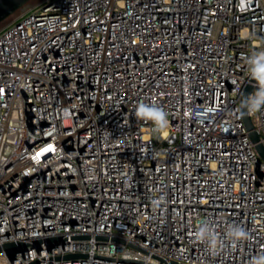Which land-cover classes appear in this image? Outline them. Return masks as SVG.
<instances>
[{"label": "built area", "instance_id": "built-area-1", "mask_svg": "<svg viewBox=\"0 0 264 264\" xmlns=\"http://www.w3.org/2000/svg\"><path fill=\"white\" fill-rule=\"evenodd\" d=\"M261 51L264 0H41L0 28V246L29 243L0 264H253L264 160L240 100Z\"/></svg>", "mask_w": 264, "mask_h": 264}, {"label": "clouds", "instance_id": "clouds-1", "mask_svg": "<svg viewBox=\"0 0 264 264\" xmlns=\"http://www.w3.org/2000/svg\"><path fill=\"white\" fill-rule=\"evenodd\" d=\"M247 66L250 79L255 81L256 90L246 97L244 108L249 113H255L264 109V51L250 55L247 58ZM135 116L138 120L151 122L155 131H162L166 127V113L155 104L140 102L136 107ZM245 236L244 229L239 226H232L227 232V237L233 242ZM196 239L206 242L211 249L217 247V239L207 225L198 230ZM253 264H264V255L254 258Z\"/></svg>", "mask_w": 264, "mask_h": 264}, {"label": "water", "instance_id": "water-1", "mask_svg": "<svg viewBox=\"0 0 264 264\" xmlns=\"http://www.w3.org/2000/svg\"><path fill=\"white\" fill-rule=\"evenodd\" d=\"M30 0H0V25L2 24V22H4L7 18H9L11 15H13L16 11H18L19 9H23L25 8V6L27 5V3ZM255 88V81L250 79V81L244 86L243 91H242V95H241V100H240V109H241V114H242V119L244 122V125L248 131V134L252 140L253 143H255V149L258 153L259 159L264 160V141H261V136L259 134V132L256 130L253 120L249 114V112L244 108V101L246 99V97L249 96V94H251V92L253 91V89ZM87 237V236H84ZM99 238L101 239H108V236H99ZM113 240L116 241H121L123 242V238L117 237V236H113L111 237ZM41 240L37 239L35 240V243H40ZM29 243L28 242H20L19 244L16 243H5L2 246H0V251L2 249H6L9 250L11 253L18 249L17 247H25L27 246ZM80 256V254H69L67 255V257L70 258H75ZM161 262H164L163 258H160ZM170 264H185L182 262H178L175 260H171Z\"/></svg>", "mask_w": 264, "mask_h": 264}, {"label": "rangeland", "instance_id": "rangeland-1", "mask_svg": "<svg viewBox=\"0 0 264 264\" xmlns=\"http://www.w3.org/2000/svg\"><path fill=\"white\" fill-rule=\"evenodd\" d=\"M39 1H41V0H30L27 3V5L25 6V8L19 9L13 15H11L9 18H7L4 22H2V24L0 25V28H2L4 25H6L8 22H10L16 15L20 14L22 11L28 9L30 6H33L34 4L38 3Z\"/></svg>", "mask_w": 264, "mask_h": 264}]
</instances>
